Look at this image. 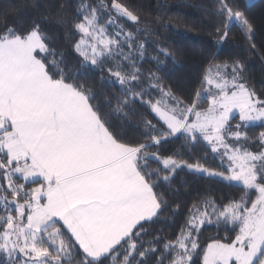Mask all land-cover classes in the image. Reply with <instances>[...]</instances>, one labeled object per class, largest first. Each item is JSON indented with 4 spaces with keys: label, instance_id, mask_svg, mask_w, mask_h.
I'll use <instances>...</instances> for the list:
<instances>
[{
    "label": "snow or ice",
    "instance_id": "6c2138e0",
    "mask_svg": "<svg viewBox=\"0 0 264 264\" xmlns=\"http://www.w3.org/2000/svg\"><path fill=\"white\" fill-rule=\"evenodd\" d=\"M101 8L109 17L103 24ZM216 14L225 18L217 44L235 24L257 50L244 12L217 0ZM78 16L75 72L63 53L57 58L38 22L0 31V264H194L196 255L202 264H264V130L249 135L250 127L264 128V96L248 84L244 65L210 63L202 91L186 101L157 73L141 71L145 43L116 21L146 30L126 5L111 0L110 8H98L81 0ZM156 47L158 65L174 61L167 48ZM93 73L119 94L98 100L79 82ZM137 104L153 115L143 121V143L128 142L108 119L127 120ZM177 140L190 157L202 145L204 159L211 153L222 170L182 153L161 158L159 150L149 151ZM183 169L242 187V195L226 204H194L174 239L145 241V225L166 203L159 182ZM206 225L234 235L202 247Z\"/></svg>",
    "mask_w": 264,
    "mask_h": 264
},
{
    "label": "trees",
    "instance_id": "16d2710c",
    "mask_svg": "<svg viewBox=\"0 0 264 264\" xmlns=\"http://www.w3.org/2000/svg\"><path fill=\"white\" fill-rule=\"evenodd\" d=\"M92 6L106 4L109 8L111 0H86ZM126 5L139 17L140 29L125 18L118 19L126 25V31H132L145 43V59L141 62V71L145 74L157 73L162 78L165 87L170 88L181 99L191 101L197 91H202L201 80L210 63L239 60L244 65V75L250 86L264 96V0H255L248 4L247 0H228L244 12L254 25L256 31L255 43L257 50L249 48L248 41L233 24L229 36L224 43L217 44V29L223 31L225 18L216 14L217 0H118ZM81 0H0V31L5 27L27 28L33 22L40 24L41 30L48 37L50 46L59 54L63 53L69 69L75 72L78 68V56L74 44L80 37L75 31L74 24L78 22V8ZM114 14V13H113ZM157 45L165 47L174 56V61L168 59L167 66L158 65L152 57L157 52ZM163 60L164 58L161 57ZM85 82L98 94V100L119 90L105 84L96 73L90 75ZM156 96V93H152ZM109 109H105L107 113ZM110 123L128 142H146L140 135L143 131V121L153 120V115L139 104L133 106L127 120L116 114L108 117ZM155 122V121H153ZM264 130L260 126L249 129V135L255 136ZM182 140L164 142L157 148L161 158L182 153L183 158L193 162L199 159L206 167L222 170L218 159L209 153L204 159L205 148L197 146L190 157L181 149ZM257 148L258 145H255ZM152 168L161 167L151 162ZM166 173L161 171L160 175ZM157 191L162 194L165 203L159 218L145 228L148 235L144 240L159 237L175 238L180 228L184 226L189 209L194 204L202 203L205 199H214L217 203H228L242 195V187L229 185L217 178L194 174L188 170H178L173 178L165 182L161 180ZM234 233L223 225L205 226L201 230L200 242L202 247L211 238L223 240ZM194 264H202L200 255L194 256Z\"/></svg>",
    "mask_w": 264,
    "mask_h": 264
},
{
    "label": "rangeland",
    "instance_id": "374dc122",
    "mask_svg": "<svg viewBox=\"0 0 264 264\" xmlns=\"http://www.w3.org/2000/svg\"><path fill=\"white\" fill-rule=\"evenodd\" d=\"M247 1H250V0H247ZM100 11H101V13H102V19L100 20V23H106L107 22V20H108V14L107 13H104V10L101 8L100 9ZM116 23L117 24H121V25H123L124 26V28L126 27V25L124 24V23H121V22H119V20H117L116 21ZM108 31L109 32H112V31H114V27H109V29H108ZM136 37H137V40H139V41H141L140 40V38H139V36L138 35H136ZM127 50V49H126ZM202 107H207V102L205 101L203 104H202ZM236 121H234L233 123H235ZM256 126H259V124H257ZM251 148H252V150L253 151H256L257 150V148L255 147V145H251ZM185 170H187V169H185ZM200 175H204V176H206L205 174H200ZM218 179V178H217ZM205 227V226H204ZM203 227V228H204ZM202 228V229H203ZM199 238H200V236H199Z\"/></svg>",
    "mask_w": 264,
    "mask_h": 264
},
{
    "label": "crops",
    "instance_id": "0c3cea01",
    "mask_svg": "<svg viewBox=\"0 0 264 264\" xmlns=\"http://www.w3.org/2000/svg\"><path fill=\"white\" fill-rule=\"evenodd\" d=\"M253 1H255V0L247 1V3H248V4H251V3H253Z\"/></svg>",
    "mask_w": 264,
    "mask_h": 264
}]
</instances>
